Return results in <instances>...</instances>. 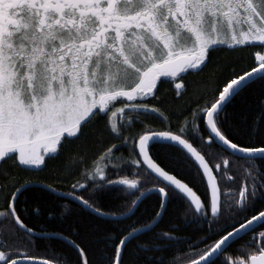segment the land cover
<instances>
[{"label": "snow or ice", "instance_id": "snow-or-ice-1", "mask_svg": "<svg viewBox=\"0 0 264 264\" xmlns=\"http://www.w3.org/2000/svg\"><path fill=\"white\" fill-rule=\"evenodd\" d=\"M246 49L253 51L244 65L243 56L214 55ZM206 70L176 84L174 99L191 86L190 100L159 106V84ZM245 94L255 95L254 114L228 113ZM120 147L128 158L117 155ZM63 153L53 179L74 181L68 192L17 178L43 172ZM229 157L245 162L239 171ZM257 161L264 162V0H0V264H37L36 232L19 207L30 188L98 216L105 213L96 193L119 189L134 197L124 218L155 195L152 222L101 241L109 254L99 264H124L129 243L152 231L179 198L185 215L207 227L166 264H217L241 231L264 228V163ZM126 170L131 179L121 175ZM225 213L230 223H221ZM175 231L137 244L133 264H165L147 253L178 242ZM55 238L76 252V264H92L82 243ZM39 264L65 261L53 255ZM222 264H264V231Z\"/></svg>", "mask_w": 264, "mask_h": 264}, {"label": "trees", "instance_id": "trees-1", "mask_svg": "<svg viewBox=\"0 0 264 264\" xmlns=\"http://www.w3.org/2000/svg\"><path fill=\"white\" fill-rule=\"evenodd\" d=\"M252 49H246L243 52L229 53L220 52L214 55L218 56L221 60H230L234 55L243 56L245 59L241 61V65L248 62V52ZM208 75L206 70L200 77L188 75L185 78L186 83L195 79H200ZM192 96L191 86L189 91L183 96V100L179 98L174 99L175 93L173 90H168L160 95V98L164 103L159 104L163 108H167L169 103L182 104L184 100H190ZM256 107V100L254 94H245L241 96L233 104L229 105L226 109L228 113L240 112L241 110L248 109L250 114H254ZM154 127H161L159 122L154 124ZM129 133H125L128 135ZM120 144L119 141H113ZM196 146V145H194ZM124 155L129 157V149L126 147H120V151L117 155ZM67 158V153H63L58 160L49 161V167L43 172L37 173H18L17 178L23 177L24 179H31L34 181H47L53 184L60 192H68L70 190V183L74 181H68L61 183L59 180L53 179L54 165H58ZM233 161V170L239 171L240 166L244 165L243 160H239L236 157H229ZM257 163H264L257 161ZM3 167H8L4 165ZM187 171V170H186ZM121 175H128L131 179V173L126 170ZM115 179L117 177L112 176ZM179 178V177H178ZM147 187L151 188L149 184ZM84 198H88L87 192L80 193ZM138 194V193H137ZM198 194L203 197V188L200 187ZM134 199L133 196L128 195L126 192H122L119 189L111 190L105 188L103 192L96 193L93 198V202L97 207L101 209L104 216H98L91 212L89 209L83 207L78 202H74L70 199L65 200L58 198L55 194H49L47 196H41L39 188H30L24 195L21 196L19 207L24 213V217L30 226H33L36 232V238L32 245V252L37 257V264L44 259H49L53 255L61 256L64 258L65 264H76V252L64 239L55 238L58 236H67L68 239H76L77 242L82 243V246L87 247L89 250V259L92 264H99L102 257H106L109 253L104 252L106 245L101 241L106 240L108 237H115L120 231L127 228L131 230V226L137 228L143 227L145 224H150L154 219L153 213L158 210L156 205L155 195L144 199L139 203V207L135 211V215L130 218H124L122 213L127 210L128 206H131V202ZM39 205V215L34 214L36 206ZM257 206H260V200H257ZM67 207V211L64 209ZM187 205L179 198H173L168 205L166 214L161 218L159 224L152 230L138 235L128 245V250L125 253L124 264H133V254L136 250L137 244L153 243L156 241L153 237L161 231H167L169 229H175L174 235L179 238V241L171 244L163 252H149L147 255L154 256L156 258H163L165 264L167 260L174 254H179L180 250H189L188 244L195 243L200 240L204 235L206 225L197 224L193 221L191 214L185 215ZM231 222L229 214L221 218V223ZM256 232H248L239 239L233 241L227 248V251L217 261V264H222L224 257L230 255L234 251L240 249L245 244L251 241L253 235L259 231H264V228L256 227ZM127 234L126 232L124 233ZM188 242V244L185 243ZM112 242L108 241L107 247L111 248ZM203 247V245H201ZM140 255H144L140 253Z\"/></svg>", "mask_w": 264, "mask_h": 264}, {"label": "flooded vegetation", "instance_id": "flooded-vegetation-1", "mask_svg": "<svg viewBox=\"0 0 264 264\" xmlns=\"http://www.w3.org/2000/svg\"><path fill=\"white\" fill-rule=\"evenodd\" d=\"M187 76H188V75H187ZM187 76H185L183 80H180V79H176V80H174V81L169 80V81H165V82L159 84V89H160V91H159V95H161L162 93H164V91H166V88H167L168 90H173L174 93H175V96H176V91H178V90L176 89V84H181V85L186 84L185 78H186ZM162 79H163V78H162ZM154 103H155V102H154Z\"/></svg>", "mask_w": 264, "mask_h": 264}, {"label": "water", "instance_id": "water-1", "mask_svg": "<svg viewBox=\"0 0 264 264\" xmlns=\"http://www.w3.org/2000/svg\"><path fill=\"white\" fill-rule=\"evenodd\" d=\"M253 227L256 228V227H258V226H257V225H253ZM247 233H248V232L241 231L240 236L237 237V238H235L234 240L230 241V244H231L233 241L239 239L240 237H242L243 235H245V234H247Z\"/></svg>", "mask_w": 264, "mask_h": 264}]
</instances>
